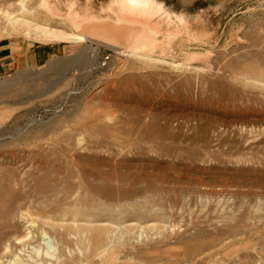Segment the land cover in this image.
<instances>
[{"label":"rangeland","instance_id":"374dc122","mask_svg":"<svg viewBox=\"0 0 264 264\" xmlns=\"http://www.w3.org/2000/svg\"><path fill=\"white\" fill-rule=\"evenodd\" d=\"M69 1L0 0L38 57L0 65V264H264V0H153L162 61L51 38Z\"/></svg>","mask_w":264,"mask_h":264},{"label":"bare ground","instance_id":"6f19581e","mask_svg":"<svg viewBox=\"0 0 264 264\" xmlns=\"http://www.w3.org/2000/svg\"><path fill=\"white\" fill-rule=\"evenodd\" d=\"M67 5L69 6V9H68V11H66V13L64 14V17L61 19L63 24L68 28L67 30L62 29V31H60V30L59 31H52V30L48 29L47 26L45 27L44 25H41L47 29L46 32L48 33V35L51 38H58V39L71 38V39H75V40H82L85 37V38L95 40L97 42L109 45L111 47L117 48L127 55L140 56V57L146 58L148 60H161L162 61L163 59L166 60V56H173L176 53H181L182 57H184L186 59L192 58L195 55V53L192 52L188 47L186 49L179 47L178 49H176L177 51L172 50V44H173L172 41L175 38V36L172 32H168L167 30H162L160 28L159 20H155V17L159 14L160 7L157 6L153 0H108L107 2H105L103 5H101L99 7V12H101V13L103 12V13L108 14L106 17H97L96 15L91 14V13L78 15L76 10H73V7H77V4L74 0H70ZM86 5L87 4H85L84 6L86 7V10H87L88 6H86ZM71 8L73 11L71 10ZM78 8H80V7H78ZM26 9H28V8H26ZM18 12H19V10H18ZM21 12H24V11H21ZM3 13H5V12H3ZM7 13H8V11L6 12V14ZM11 14L13 16H16L15 13L14 14L11 13ZM21 16L22 15L19 14L18 17H21ZM18 19L20 20V18H18ZM25 19H27V17ZM179 19H180V21H183V18H179ZM164 21L167 22L168 19H166ZM28 22H29V19H28ZM28 24L29 23H27V25ZM39 24L40 23H38V24L36 23V25L40 26ZM29 26H31V25H29ZM31 27H34V26H31ZM35 27H37V26H35ZM56 30H57V28H56ZM159 58H161V59H159ZM176 66L178 67L177 63H176ZM71 176L72 175H70V177ZM92 187L93 186H91V188ZM95 188H97V187H95ZM98 188H99V186H98ZM99 189H98V191H99ZM96 193H98V192H96ZM101 193L103 194V193H105V191L101 192ZM90 200H92V199L90 198ZM93 201H95V199ZM85 202H87V201H85ZM90 202L91 201H89V203ZM92 204H90V205L93 206ZM99 204H101V203H99ZM99 209H101V208L99 207ZM67 212L68 211H66L65 213H67ZM77 212L78 213L80 212L83 215V213L85 211H83V212L77 211ZM87 212L88 211H86L85 213H87ZM66 238H68V236ZM15 239H13V240H15ZM59 241L61 242L60 239H59ZM51 242H52V239H51ZM44 244L48 245V247H49L48 242H46ZM28 245H30V244H28ZM46 245H44V246H46ZM38 246H37V248H38ZM24 248L25 247H23V249ZM53 249H54V246H53ZM56 250L54 252H56ZM96 250H98V249H96ZM17 252H18V250H17ZM17 254H19V253H17ZM49 254L50 253L47 252L46 255L49 256ZM38 256H40V254ZM52 256L54 258L55 255H52ZM72 258H76V257H73V255H72ZM13 259L16 260L18 258H14V255H13ZM60 259H61V255H60V258L55 257V261L53 262V264H58L60 262ZM23 263H26V262L23 261ZM18 264H20V263L18 262Z\"/></svg>","mask_w":264,"mask_h":264},{"label":"crops","instance_id":"0c3cea01","mask_svg":"<svg viewBox=\"0 0 264 264\" xmlns=\"http://www.w3.org/2000/svg\"><path fill=\"white\" fill-rule=\"evenodd\" d=\"M8 46L11 47V49H9V51H6V48ZM22 56H23L22 52H19V51L12 49V43L11 42H9L6 45H0V65L6 64L7 58H9L10 62H8V63H10V64L11 63H14V64H17V63L23 64L24 63V64H26L28 62L32 63V61H35L38 58L36 54H32V56H33L32 58H30V59L27 58V59L22 61L20 59Z\"/></svg>","mask_w":264,"mask_h":264}]
</instances>
